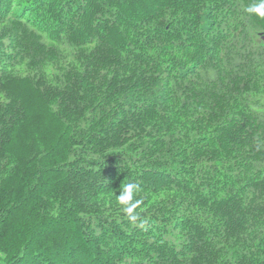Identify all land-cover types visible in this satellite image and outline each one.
<instances>
[{
  "label": "trees",
  "instance_id": "16d2710c",
  "mask_svg": "<svg viewBox=\"0 0 264 264\" xmlns=\"http://www.w3.org/2000/svg\"><path fill=\"white\" fill-rule=\"evenodd\" d=\"M253 3L0 0L2 264H264Z\"/></svg>",
  "mask_w": 264,
  "mask_h": 264
},
{
  "label": "clouds",
  "instance_id": "9594fccd",
  "mask_svg": "<svg viewBox=\"0 0 264 264\" xmlns=\"http://www.w3.org/2000/svg\"><path fill=\"white\" fill-rule=\"evenodd\" d=\"M249 14H254L260 18H264V0H259V3H253L246 8ZM140 185L135 182H128L120 186L119 195L116 196V201L123 214L130 222H135L139 214L137 208L143 203V198L140 196ZM2 264V262H0Z\"/></svg>",
  "mask_w": 264,
  "mask_h": 264
},
{
  "label": "rangeland",
  "instance_id": "374dc122",
  "mask_svg": "<svg viewBox=\"0 0 264 264\" xmlns=\"http://www.w3.org/2000/svg\"><path fill=\"white\" fill-rule=\"evenodd\" d=\"M260 40H261V38H260Z\"/></svg>",
  "mask_w": 264,
  "mask_h": 264
}]
</instances>
